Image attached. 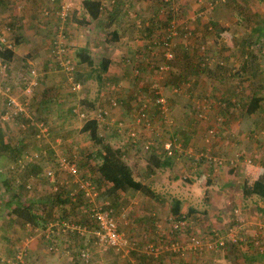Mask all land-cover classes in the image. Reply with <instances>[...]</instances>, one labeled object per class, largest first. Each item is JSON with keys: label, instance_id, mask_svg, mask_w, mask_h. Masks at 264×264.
<instances>
[{"label": "crops", "instance_id": "obj_1", "mask_svg": "<svg viewBox=\"0 0 264 264\" xmlns=\"http://www.w3.org/2000/svg\"><path fill=\"white\" fill-rule=\"evenodd\" d=\"M73 1L74 4H72V10L67 18L68 21L65 27L67 29L65 42H63V48L67 54L77 60V50L84 48L85 53L89 56L94 65H98L102 58L109 59L104 74L108 75L117 68V72L114 74L118 76L119 84H130L129 81L124 80L126 77L124 70L138 66L139 73L141 74L140 78L133 75L136 78L135 82L131 81V83H133L135 88L138 85L141 86V81L138 82V80H141L142 75L148 72V67H146V65H148L146 63L148 62L146 61L150 60V57H147V59L143 58L142 53H147L148 51L153 53L152 50L156 48L151 40L153 39L152 35L154 32L153 24L155 17L153 16L154 13H157L155 10L160 0H95L100 3L98 17L95 19L89 18L82 6V0ZM61 2L60 0H0V17H5L0 20V23L7 21L11 31V44L8 47L11 57L7 60L9 63L18 65L19 62L24 63L26 61L31 65L35 64V66L39 68L47 64L46 61L48 60L50 51L53 49V47L49 46V39H51L52 35L56 34L53 28L55 26L53 11L57 9L56 7ZM224 2H222V0H175L176 5L180 6L181 12L184 14V18H179V20L185 21L184 23L187 24L193 33V38L198 40L203 39L206 41L207 45H212L210 50L206 46L207 50L210 52L209 63L207 65L199 64L198 59L200 54L198 50V59L195 60L196 62L191 60L190 63L196 65L200 70L210 69L199 72L200 75H192L191 79L189 76H186L184 79L188 81L185 82L181 89L170 92L169 101H167L168 110L165 115H160L158 111L151 110L150 115L152 117L153 127H151L150 132H142L140 126L133 128L135 132H138L137 134H141L143 139H146V142L152 146L150 147L151 152H157V155L152 153L148 156L144 161L145 164L143 167L138 168L139 172L142 171V178L144 179V177H147L146 179L150 180V187H148L153 191L154 195L149 198L154 200V203L151 204L152 206L146 205L143 207L140 203L136 202L133 206L136 211L143 212L145 210L148 211L150 215L156 216L152 218L154 221H151L153 222V224L151 223L152 225H150L151 229H145L148 226L146 225L147 221L143 217L134 218L133 223H129L128 226L122 225L127 222L125 218L120 220L118 216L116 220L118 230L124 232L136 241L135 248L131 251L141 249L138 248V242L147 243V236L150 235V231L152 230L154 235L153 240H161V237L165 233L167 234L168 230L171 228V220L167 218L182 220L181 229L176 233L177 239L182 242L181 239L184 238H178V236L180 234L182 236V230L191 227L190 221L187 219L191 215L188 214V212H190L189 207L192 206L190 202L183 201V199L189 194V190L196 187V183L200 184V182L203 181V184H206L210 182L209 178H211L212 182H216L212 186L205 185L204 188L208 189H204V192H207L208 202H211L212 199V203L209 204L206 207L207 209H205L206 211L204 210L202 213L207 214L208 211L211 215L213 211L219 213V215H223L224 212L229 213L236 222H234L231 228H227V230L236 229L240 234L238 239L242 240L238 243L244 245V249L242 250L240 248L234 251L232 250L233 248H227L229 246L227 244L229 243L227 241L228 233L225 230H220V227L223 226L218 222H211L210 225V223H207L208 219L205 218L202 220L205 228L210 230L213 228L216 229L219 232V238L221 237V239L223 238L226 240L225 243L227 245L225 247L223 246V248L219 250L215 248L214 251L206 249L199 255H195L185 249L181 250L180 253L167 255L165 259H158L161 258L162 255H157L158 251H156L154 252V256H158V258L156 257V263L158 264L160 261H162V264H250V258L247 255L250 254V236L260 237L262 234L264 239V198L259 197V195L249 190L250 173L255 176L259 170H264V114H262V112H264V96L260 101L259 107L254 112L248 113L246 111V104L251 96L256 95L257 92H259L258 94L262 92L264 95V13L256 17L259 20L258 23L249 22L247 23V28H242L239 26L240 19L242 18L241 15L233 12L226 15L225 13H220L221 11H213L210 15L211 18L212 16L214 17L215 23L219 24L218 29L213 30L208 26V31H206L204 29L205 22L207 23L211 18L206 16L200 18L199 16H195L194 12L198 11L203 6L205 10H212V8L221 6ZM121 5L143 6H141L140 9L136 8L138 10L137 13L131 14V12L127 10L126 12L122 11L120 8L122 7ZM148 5H153V7H148ZM18 6H20L21 9H18ZM42 7L47 9L46 14H43ZM150 11L152 12L150 13ZM197 14L200 15V12ZM82 21L87 22L84 23ZM12 24H15V26L13 27ZM111 31L116 35L115 38L111 36ZM97 34L100 35L97 37ZM14 36H16V40ZM106 39L108 40L106 41ZM174 39H177V41L179 40L178 37ZM250 42L255 43L251 45ZM178 45L180 46V43H178ZM181 52H185L186 54L184 47L181 48ZM97 53H100V58L98 61H95L96 58H94L93 55ZM205 54L208 53L205 51ZM218 60L223 61V67H218L216 64ZM116 61H118L117 67ZM150 61L155 62L154 60ZM78 63L80 66H86L85 63ZM120 63L122 66H119ZM46 66L43 68H46ZM187 66L189 67V63ZM214 67L220 68L222 71H213L212 69ZM192 68L193 67H190V69ZM235 68L237 72L231 71ZM85 72L91 73L89 69ZM62 78L63 73L47 76L45 79L47 81V83H45V89L47 90L49 86H52L51 88L58 91L60 86L64 85L65 82V80L62 82ZM149 78H151L150 81H152V75L148 76V80ZM106 82L109 83V81ZM151 83H153V81ZM258 83H261V89L258 87ZM84 85L86 84L81 86ZM126 88L127 87H124L121 91L124 93V96L128 95V99H130L133 97V94L129 92V88ZM120 92L117 93V98H124ZM64 95H66L65 91H63V96ZM170 98H172L173 103ZM199 100H204V102L208 100L213 101L211 105H208L209 109H206L208 116L206 118H197V112L193 111V108L194 110L197 108L196 106ZM120 101L122 100L120 99ZM1 104L2 97L0 96V106ZM114 110L115 108H112L111 112ZM260 114L263 116L260 117ZM111 115L107 113L106 117L110 120L108 123H111L114 119ZM221 121L222 123H219ZM4 127H6V125H0V134L3 142L7 144V149L16 148L18 141L16 142L14 138H9L8 129ZM210 128L213 130L212 134L208 133ZM123 129L124 132L128 130L126 126H124ZM251 130L252 132L254 131L252 134L253 138H250ZM137 136L139 137V135ZM161 138H166L170 141V148L168 151L164 149V145L162 146L161 142L158 143ZM135 146H137V144H135ZM156 147L160 150H156ZM127 148V143H122V146L119 147L122 157ZM200 150L206 151L207 154L213 153L221 155V158L225 159L227 163L225 165L221 163L220 168L218 166L217 168L219 169L216 168L214 170L210 165L204 162V158L200 159V157H196L200 154ZM239 153H241L243 157L238 156L237 154ZM250 156L252 158L251 160ZM156 158L159 159V166L155 165L157 162ZM123 159L126 164H129L126 158ZM10 161L11 162L8 163L10 164L9 167H12V164H18V166L20 165V167H23L21 174L23 178L29 182L37 175V172L32 173L31 169L36 171L40 170V167H43L45 164V162L36 158H32L30 161H26L24 158L18 159L17 161L16 159H10ZM130 169L132 170L131 167ZM261 173L264 175V172ZM261 173L258 175L263 176ZM180 177H187L183 180L188 182H185L187 186H180L177 180H181ZM133 179L136 180V178ZM4 180L8 182L5 178H2L1 183ZM11 180H13V176ZM14 181H17V179H14ZM13 185L18 189L20 188L18 185ZM108 185L109 184L106 183L105 188H107ZM178 185L182 193L186 194V196L180 197L172 195L173 198H171L170 201L168 200V202L163 203L157 197L158 195H168V192L175 191ZM12 186H9V188ZM244 186V189H247L245 193L243 191ZM43 187H46V185L43 184L36 189L40 191V193H28L24 198L19 197V200H24L25 198H34L39 201L43 200L44 198L41 197ZM18 189H12V192L19 195V193L15 191ZM129 190L135 191L134 189H127L121 193H126ZM10 193L11 191H9V196ZM9 196L3 201L0 200V211L1 207L5 208L4 211H6L5 216H7V218V214H12L10 208L5 204ZM174 199L179 200L178 214H181L180 216H183L184 219H176L178 215L172 212L173 209L171 205ZM228 200L233 201L235 206L232 203L228 206ZM102 203L104 202H99V204ZM68 212L70 213V208ZM192 212L198 214L197 209ZM233 212L234 214H232ZM167 213L168 215L165 217ZM122 214L125 216L124 212ZM135 215H139V213L137 212ZM11 216L14 215L12 214ZM15 219L17 218L15 217ZM44 219L36 217L35 220L37 224L32 225L25 223L23 232L16 231V236L27 234L26 231H28V234L20 239V241L22 240L21 246H25L27 250L25 264H102L108 262L106 256L102 255L107 252H110L119 260L116 264H126V260H130L132 264H137L136 260L131 258L129 254L126 256H118L111 251H101L95 246H91L95 251L93 253L94 255L89 257L88 262L85 263L79 256V249L81 248L76 250L77 256L68 253V251L64 249L65 246L70 244V239L66 237L67 243H63L62 239H60L61 234H57L58 229L55 225L52 227L47 226L46 228L38 226V224L43 226L44 223H46ZM209 220L212 221L211 218ZM75 223L80 224L81 222H77L76 220ZM78 224L71 223V225L80 227ZM27 225H30L32 229ZM44 228L46 231L51 230V234L57 235L51 237V234H45L48 232H43ZM64 231L63 233H65ZM258 233H260V235H258ZM2 235L11 236L14 234L8 226L5 227V225L0 223V237ZM45 235H47L48 239ZM90 237H92V235H90ZM172 237L173 236L169 237V240ZM215 239H218V237ZM7 240L11 241L12 239L8 237ZM18 241L14 242L10 255L14 249L20 247V241ZM185 241L186 240H184V242ZM203 241L208 240L204 238ZM90 242H92V238ZM261 242L264 243V241ZM50 246H52L51 250L49 249ZM85 249H87L90 254V247ZM139 252L143 251L139 250ZM2 253L3 255L7 254L5 250L2 251ZM204 253H207V255ZM111 254H107L110 256V258H108L110 260H112L111 258L113 257ZM201 254H203V256H200ZM208 254L211 256L214 254L216 259H212ZM8 260L9 258L3 259L5 262Z\"/></svg>", "mask_w": 264, "mask_h": 264}, {"label": "rangeland", "instance_id": "obj_2", "mask_svg": "<svg viewBox=\"0 0 264 264\" xmlns=\"http://www.w3.org/2000/svg\"><path fill=\"white\" fill-rule=\"evenodd\" d=\"M60 1L62 2L65 1L67 5L70 4L69 10L66 14V16H69V14L71 13L72 4H74V1L73 0H60ZM224 1H222L224 2V4H222L221 6H218V7L215 6L214 9L212 8V10H205L203 13H201L199 9L198 11L194 12V15L199 16L200 18L204 16L211 18L210 13L213 11H221L220 13H225L226 15L233 12L238 15H241L242 17L240 19L241 21H240L239 26L242 28H247V23L249 22L258 23L259 20L256 17L260 15L261 13H264V0H224ZM121 6L122 7L120 8L122 11L126 12L127 10L128 12H131L132 14V13H137L138 10L136 8L140 9L141 6L143 5L141 6L121 5ZM148 7L152 8L153 5H148ZM17 8L21 9L20 6H18ZM155 11L157 13H154V16H153L155 17V20L153 24L154 32L152 35L153 36L152 43L156 41V36L158 34H160V36L162 37L163 29L166 30L170 26V25L168 26V25L163 24V21L165 20L167 13L173 16L172 22L175 25L174 29L176 30V33H177L176 35L172 37V45H171L172 46L171 51H172V54L174 55V60L167 61L169 66L166 70H159L158 68L154 67L156 65L154 64L155 62L152 63L150 60H154L157 63H161L163 61L161 58L163 56L165 49L163 47H158L154 45L156 48L152 50L153 53H151L150 51H148L147 53L143 52L142 53L143 58L147 59V57H150V60L146 61L148 63L143 61L144 63L148 64L146 65V67H148V72H145V74L142 75L141 80H138V82L141 81L140 82L141 86L138 85L136 86V88L135 86H133V83H131V81L135 82L136 77L140 78L141 74L138 72V66H136L135 68L130 67V69L127 68L124 70V73L126 75L124 80L129 81L130 84H119L118 76L114 74L115 72H117V68L116 70L110 72L108 75H105L104 72H98V65L92 64V65H86V66L85 65L77 66L78 70L80 69L82 71H86L89 69L91 71L90 77L87 79L85 83L86 85L80 87L78 85L72 86V84L68 83L67 86L65 84L61 85L58 91L55 90L54 88H51L52 86H49V88L46 90L45 83H47V81L45 79L47 78V76L59 74L55 69L54 71L49 70L46 65H45L46 68H43L45 66H43L42 68H39L35 66V64L31 65L27 63L26 61L24 63L19 62L18 65H14L13 63L11 64L8 61H5L4 59L0 57V90H1L0 96L2 97V104L0 106V110L2 106L4 105L6 98L8 96L16 97V99L18 98L20 100L19 103L22 104L20 105L23 108L22 112H20L22 115L15 117V118L11 117L7 120H0V123H1L0 125L1 126L6 125V127L4 128L8 129V137L14 138L16 142L18 141L16 148H13V149L8 148L6 152L2 154L0 153V200L1 201H3L9 196V191L12 192L13 191L12 189H15V188L18 189L14 185L11 188L5 187L4 184L1 183L2 178H5L8 181V183H10V185H11V182L13 184L17 183L14 181V179H17V181L19 182L25 181V178H23V175L21 174L22 168L18 167V169H15L16 165H13V164H12V167H9L10 164L8 163H10L11 162L10 159H14V157L15 159L24 158L26 159V161H30L32 160V158H36V159H40V161L42 162H45L44 166L40 167V170L37 171V175L35 176V178L30 181V185H31L30 189L28 188V190L27 189L25 190L20 186L18 190H15L17 192H20L19 195L22 198H24L26 194L28 193H35V194L40 193V191H37L36 189L43 184L46 185V187L42 188V194H41L42 198H45L47 193L54 191V187H57V186L56 184L54 185L53 181L50 182L46 178V176H44V171L47 168H50L51 170L55 169L58 163L57 158L65 157V156L71 158L76 163L75 167L77 168L78 174L77 176H75L76 178H74L73 180L76 179V180L87 181V182H90V180H93L95 184L99 185L100 189L104 188L106 183L101 180L100 175L97 170V165L100 162V158L97 157V155L95 154L96 153L95 151H101L100 146L97 144H94L91 141V138L87 133L79 131V127L82 124V120L85 119L86 117L87 118L93 117L97 119L98 132H99V135L102 137L103 143H107L112 148H119L122 146V143L128 144V148L125 149L126 151H124L125 154H123L122 159L126 158V160L129 161L128 162L129 164L127 165L132 168V170H130L132 177L136 178V180H138L142 184L150 187V184H149L150 180L146 179L147 177H144L143 179L141 176L142 171L139 172L138 168L139 167L142 168L143 165L145 164L144 162L145 159H147V157L150 156L154 152H151L150 147L152 146L146 142V139H143L141 134H137L138 132L137 131L135 132V129L133 128L136 126H140V130L142 132H150L151 128L146 129L144 127V125L142 124V120L140 119V115L137 112V109L141 103H146V105H148L150 108L155 107L154 99L156 97V94L154 91H157L162 95L164 99V105L168 108L167 101H169L170 92L174 90H180L181 87L185 84V82L188 81L187 79H184L186 78V76H189V78L191 79L192 75L194 74L200 75L199 72L210 69L209 68L206 70H200L199 68L196 67V65H194L193 63H189V62L191 60L192 61L195 60L194 58L196 57L198 58L199 54L200 56H203L201 55L202 53L201 51L203 50L199 48L201 45L203 46L204 52L206 51L208 53L207 55H209L210 52L207 50L206 46L208 47L209 50L211 49V46H212V45H207L206 41L203 39L202 40L196 39L195 41L193 37L190 38L189 36H187L188 34L181 32L180 29L183 26H185L187 29H190V28L187 26V24L184 23L185 21L179 20V18H184L183 17L184 14H182L180 6L176 5L175 0H160V3H158L157 9ZM151 12L152 11H150V13ZM199 12H200V15L197 14ZM3 18L5 17H0V20H2ZM5 25H8L7 21L4 23H0V36L2 39L1 42L3 43L4 47L8 48L9 45L11 44V39H10L11 31L9 29L10 27L7 28L5 27ZM12 26H15V24H12ZM208 26L213 30H217L219 24L215 23L214 17L212 16V18L208 20L207 23L205 22L204 29L206 31H208V28H207ZM98 35L100 34H97V37ZM176 37L179 38L178 41L177 39H174ZM107 40L108 39H106V41ZM178 43H180V46L178 45ZM196 43L200 45L198 46V48L195 47ZM253 43L250 42L251 45H253ZM183 47L188 51L189 54L187 53L185 54V52H181V48ZM194 48H195V54L193 53ZM197 50L199 51V54ZM93 57L96 58L95 61H98L100 58V53L94 54ZM76 61L77 60L75 59V62ZM219 62H221V64H219ZM117 63L118 61H116V67L118 65ZM188 63H189V67L187 66ZM216 64L218 65V67L224 66L223 61L221 60H218ZM119 66H122V64L120 63ZM190 67H193V68L190 69ZM30 70H33V74H31ZM212 70L222 71V69L217 68V67H214ZM44 71L46 72V74ZM231 71L237 72L236 68ZM26 72H29V74H31L32 76L28 78ZM97 72L100 74V77L101 76L103 77V78L101 77V81L99 82L94 77V75ZM133 75L136 77H134ZM149 75H152L153 83H151L152 81H150L151 78H149L148 80ZM28 79L33 80L34 85L28 87L27 86ZM106 81H109V83H107ZM176 84H178L177 87H175ZM12 85L17 87L16 89H14L16 92H14L13 90L9 88ZM261 86H262L261 83H258V87L260 89H261ZM72 87L75 89V94L73 93L74 91H70ZM124 87H127L126 89L129 88V92L133 94L132 98L128 99V95L124 96V93H122L121 91V89H123ZM27 88H29L28 92L26 91ZM63 91H65L66 93V95L64 96H63ZM118 92H120V94H122V96L124 97V98H120L122 101H120V99L117 98ZM181 94H185V93H181ZM63 97L65 98V100ZM170 100H172V98H170ZM113 102L115 104L111 105ZM211 102L213 101L208 100L207 102H204V100H199V103L196 106L197 107L196 110L198 113L201 114V116H198V117L200 118L208 117L206 109H209L208 105H211ZM172 103H173V100H172ZM112 108H115V110L111 112ZM68 110L70 112H68ZM99 111L100 112L104 111L105 112L104 115L102 114L103 116L101 115L97 117V113ZM75 112H77L78 116L76 115ZM107 113L110 115L112 113L111 116L112 118H114L111 121L112 126H111V123H108L110 122V120L106 117ZM262 114H264V112H262ZM262 114H260V117L263 116ZM148 116L151 119V121H149L150 122L149 126L153 127L152 117L150 114H148ZM113 125H114V128H113ZM33 126L38 127V130L36 133H33ZM124 126L128 128L127 132H124V129H123ZM132 133H133V136H130L132 135ZM34 134H37L38 136L36 137H40V138L39 139L34 138ZM137 135H139V137ZM166 140H167L166 138H161V140L158 141V143L160 142L163 143ZM135 144H137V146H135ZM156 150H160V149L156 147ZM165 150L168 151L169 148ZM156 153L157 152H155L154 155H157ZM204 156L207 159L204 162H206L208 165L213 166L210 159H208L210 154L206 153ZM196 157H200V154L197 155ZM213 157H216V156H213ZM251 159L252 158L250 156V160ZM215 169L216 167L214 168V170ZM12 176H13V180H11ZM84 176L88 177L89 180H86V179L82 180ZM57 177L65 178L66 173L63 171L62 172L58 171ZM177 180L179 181L180 186L181 185L187 186L186 183L188 182L183 181L184 179L181 178V180L180 179H177ZM209 180L210 182H212L211 178H209ZM71 181L72 180H70L69 182ZM26 182H28V180H26ZM92 182L90 183L92 184ZM210 182H207L206 184H203V181L200 182V184L196 183L197 184L196 187L189 190L188 191L189 194H187V196L186 194L182 193V190L180 186L178 185L175 191H170L168 192V195H165V194L158 195L157 197L163 203V202H168V200L170 201V199L173 198L172 195L180 196V197L186 196L183 199V201L190 202L191 205L198 210V214L191 213V215L187 219L188 221H190L191 227L188 229L182 230V233H183L182 236L181 234L178 236V238L179 237L184 238V239H181L182 243H184V240H186V237H188V235L190 234H196L198 236L202 235L203 237H205V240H208V241H214L216 237L219 238L218 236L219 232L216 229L213 228L211 229L212 230L211 231V230H208V228H205L202 220L207 218L208 219L207 223H210L211 225V222H218L220 223V225L223 226V227H220V230L221 231L225 230L228 233L227 241L229 243L227 244L229 246L227 248L229 249L233 248L232 250L234 251L239 250L240 248L243 250L244 245L238 242H232V239L237 240L238 237H240V234L236 231V229L227 230V228H231L234 222H236L229 215V213L224 212L223 215L222 214L219 215V213H216L214 211L212 212V215L210 214L209 211L207 214L202 213V211L207 209L206 207L212 203V199H211V202L210 201L208 202L207 192H204L205 191L204 189H208V188H204L205 185L212 186L215 184L216 181L212 183ZM107 199L110 201V204L112 206V209L115 211L114 213L116 214V216L117 217L119 216L120 220L125 218V220L127 221L126 223L121 221L122 223H124L122 224L123 226L125 225L128 226L129 223H133V219L136 217H143L147 221L146 225L148 226L145 229L146 230L151 229L150 225L153 224V222L151 221H154L152 218L156 216L150 215L149 212L145 210L143 212L136 211L133 206H134V203L136 202L140 203L143 207L146 205L152 206L151 204L154 203V200L142 194L139 190H135V191L129 190L126 193H121L119 191V192L112 194V196ZM228 201H229L227 202L228 206L231 205L230 203H232L235 206V203L233 201H230V200ZM49 204H47V201L43 204L44 206H41V205L36 206V204H34L35 206L32 211L35 214L40 215L41 208H43L44 210L43 218H45L44 220H46V223L49 221L47 224L44 223L43 226L38 224L39 227L46 228L47 226L52 227L54 225V222H52L51 219L56 218L54 214H57V212L55 208L49 207L48 206ZM4 209L5 208L1 207L0 223L2 225H5V227L8 226V228L13 232L14 235H11V236L2 235L0 237V252L2 253V251L4 250L5 252H7V254L5 255H3V253L2 254L0 253V264H8L7 262L3 261V259L9 258V260L10 259L13 260L14 253L19 250L23 251L22 261L18 262L14 260V264H25L27 250L25 246H21L22 240L20 241V239H22L23 236L27 235L28 231H26L27 234L16 236L17 232L24 231L25 223H22L20 220L15 219L14 216H11L12 214H7L8 215V218H7V216H5L6 211H4ZM123 212L125 213V216H123L122 214ZM137 212L139 213V215H135V213ZM232 214H234V212ZM69 215L70 213L64 210L63 216L68 217ZM167 215L168 213L165 215V217ZM210 218L212 221L209 220ZM167 219L171 220V218H167ZM79 222H85L84 218H82L81 215L79 216ZM27 226L32 229L30 225H27ZM45 228L43 232L46 231ZM50 229H53V228H50ZM46 232L48 233H45V234H48V235L52 233L51 230H47ZM64 232L65 233H62L60 235V239H62L63 243H67L66 237L70 239V244L64 247V249H66L68 253L77 256L78 255L76 253L77 249L90 247L89 257L94 255L93 253L95 251L93 248H91L92 246L90 242L91 237L88 233L82 235V234H79L75 230H69V229H66ZM152 232L153 230L150 231V235L147 236L148 238L147 243L138 242V248H141L139 250H142L143 252H139V250H136V251H130L128 253L131 258H134L136 260L137 264H152V263L158 264L156 263V257L158 258L157 255H162L161 258H158V259H165V256L167 255H172V254L174 255V254L180 253V251L174 252L167 247L169 237L166 236V233L161 237V240H159L157 244H155L154 242V244L150 245V242L153 241V238H154V235ZM54 235H57V234H54ZM258 235H260V233H258ZM8 237L12 240L11 241L7 240ZM79 237L82 239H80ZM260 237H262V234L260 235ZM16 241L19 242L20 247L14 249L12 254L10 255L13 249L12 246L14 245V242ZM222 241H224V245L226 246L227 245L225 243L226 240L222 238ZM263 244L262 243L257 244L258 248H260V249L256 248L258 252L264 251ZM155 248H157V250H154ZM217 249L219 250L220 248H217ZM207 250H210V249H207ZM253 250L254 249H252L251 251ZM156 251H158V254L154 256V252ZM211 251H214V249ZM188 252H191V251L188 250ZM107 254H111V253L107 252L105 254H102L106 256L107 261H108L102 264H116L119 261L112 254H111L113 256L111 258L112 260L108 259L110 258V256ZM204 254L207 255V253H204ZM195 255H199V254H195ZM208 255L212 259H216L214 257V254L212 256L210 254ZM200 256H203V254H201ZM260 257L261 258L258 260L253 259L251 264L264 263L263 256H260ZM126 264H132V262H130V260H126ZM159 264H162V261H160Z\"/></svg>", "mask_w": 264, "mask_h": 264}, {"label": "trees", "instance_id": "obj_3", "mask_svg": "<svg viewBox=\"0 0 264 264\" xmlns=\"http://www.w3.org/2000/svg\"><path fill=\"white\" fill-rule=\"evenodd\" d=\"M51 1H58V0H51ZM82 6H83L84 10L87 12L90 19H95L98 17V13L100 10V3L98 1L82 0ZM56 8L57 9L53 11V13H54V15H53L54 20L53 21L55 22V26L53 28H54V30H55L54 32L56 34L52 35L51 39H49V46L53 47V49H52V51H50V55L48 57V60L46 61L47 62L46 65H47L49 70L54 71V69H55L59 74L63 73L62 82L65 80L64 84L66 86L68 85V83L72 84V86H74V85L81 86V85L85 84L87 79L90 77V74L85 72V71H82L80 69L78 70V68H77V66L79 65L78 62L85 63L86 65H92V61L89 58V56L85 53L84 48L77 50V53H76L77 61L76 62H75L74 57H70L67 54V52L65 50H63L64 49L63 48V46H64L63 42H65L66 30H67L65 27H66V22L68 20L67 19L68 16H66L65 19L63 20L62 18H60L57 15V11H58L59 7L57 6ZM42 10L46 14L47 9L45 7H42ZM200 11H201V13H203L205 11L204 6L200 9ZM45 18H46V16H45ZM46 20H47V18H46ZM172 20H173V16L171 14L167 13L166 18L163 21V24L169 26L171 24ZM82 22L85 23L87 21H82ZM9 26L10 25H5V27H9ZM180 30L183 33H186L188 31L189 32L188 36L190 38L193 37V33H192L191 29H187V28L184 29V26H183ZM150 31H151V28H150ZM111 36L113 38H115L116 35L114 34V32L111 31ZM166 36H167L166 31L163 29V32H162L163 38L160 36V34H158L156 36V41L153 42V45H156L158 47L164 46L163 42L166 39H168ZM14 38L16 40V36H14ZM59 38H60V41H57ZM195 41H196V38H195ZM197 43H198V41H197ZM197 43L195 46L196 48H198V46H200ZM50 47H49V50H50ZM59 48H61V50H59ZM185 51L188 54V51L186 49H185ZM193 53L195 54V48H194ZM0 57L2 59H4L5 61H7L11 57L10 51L8 50V48L4 47V45L1 41H0ZM202 57L203 56H200L199 59L197 57L194 59L195 60L198 59V61L200 63V61L202 60ZM65 59H69L67 63H65ZM161 59L163 60L161 63H157L156 61H155V63L152 62V63L156 64L154 66L155 68H158L159 65H161V64H168L167 61H173L174 55L172 56L171 59H166L164 56V53H163V56ZM195 60H193V62H196ZM108 63H109V59L102 58L100 60V62L98 63V72H105ZM64 65H66V67L69 69H67V68L65 69ZM98 72L94 75V77L99 82L101 80V77H100V74ZM138 72H139V69H138ZM26 74H27L28 78L32 76L31 74H29V72H26ZM23 84H24V82H23ZM177 86H178V84L175 85V87H177ZM9 88L14 91V89H16L17 87L12 85ZM70 91H74L73 93H75V89L73 87ZM14 92H16V91H14ZM258 93L259 92H257L256 95H253L249 98V101L246 104V111L248 113L254 112L259 107L260 101L262 100L264 95L262 92H261V94H258ZM18 101L20 102L19 99H18ZM4 106H5V103L2 106L0 111H2L4 109ZM149 110L150 111L153 110V107L150 108ZM138 111H139V107L137 109V112ZM193 111L197 112L196 108H195V110L193 108ZM68 112H70V111L68 110ZM75 113L77 115V112H75ZM20 115H22V114L18 113L16 116H14V118L18 117ZM197 118L201 119L198 116H197ZM219 123H222V121ZM210 129H212V128H210ZM37 130H38V127L33 126V133H36ZM79 131L87 133L90 136L91 141L94 144H97L100 146L101 151H95L96 152L95 154L97 155V157L100 158V162L97 165V170H98V173L100 175L101 180L109 184L108 187L107 188L104 187V188L100 189L99 185L95 184V182L93 180H90V182L93 181L92 184L90 182H88L91 194L86 195L84 190H82L81 188L78 187V183L76 184V182L73 181V179L76 177L71 176L66 172H65L66 173L65 178L64 177L63 178L57 177L58 171L64 172V170L61 169L57 163L55 169L52 170L53 177H54V180H52V181L54 182V185L56 184L57 187L54 188V191L47 193L46 197L43 200L40 199L41 201H39L38 199H34V198L33 199L32 198L31 199L25 198L24 200H19V197H21V196L18 195L17 193L11 192L9 198L5 201V204L7 205V207L10 208V212L18 220H20L22 223H29V224L35 225V224H37L36 220H35L36 217H38L40 219H44L43 218V213H44L43 208H41L40 215L35 214L32 210L35 206L34 204H36V206H40V205L44 206L43 204L47 201V204L50 203L48 206L51 208H55L56 212H57V215L55 214L56 218L51 219L52 222H54L55 227L58 229L57 234H62L64 230L68 229V228H66V225L69 227L71 223L78 224L75 222H76V220H77V222H79V216L81 215V217L84 218L85 222H81L82 224L80 223L78 225L80 227L86 228L85 231L83 232V234L88 233L89 235H92L93 231L97 228V225L92 220V218L89 216V213H90L89 207L91 205L99 204V202H101V201L104 202L102 208L109 210L110 214L113 215L114 218H116L117 216L114 213L115 211L112 209L110 201L107 199V198L111 197L112 194L119 192V191L120 192L126 191L127 189H134V190L141 191L143 194L147 195L148 197H152L154 195L153 191H151L148 186L142 184L138 180L133 179V177L131 175L130 167L122 159L121 150L119 148H112L107 143H103L102 137L99 135V132H98L97 119H95L93 117L92 118L86 117L85 119L82 120V124L79 127ZM253 132H252V130L250 131V138H253V136H252ZM34 138H35V134H34ZM39 138H36V139H39ZM6 150H7V144H5L3 142L2 136L0 134V153L2 154L4 152H6ZM206 153H207L206 151L200 150V159L204 158L205 160H207L206 157L204 156ZM237 155L240 157H243V155L241 153H239ZM213 156H216L214 158L221 159L222 164L225 165L227 163V161L225 159H222L221 158L222 156L218 155V154L216 155V154L211 153L210 156L208 157V159H210V161H211V157H213ZM14 159H15V157H14ZM66 159L72 160L69 157H66ZM156 159H157V162L155 163V165L159 166L160 165V162L158 161L159 159L158 158H156ZM17 160H18V158L16 159V161ZM72 161L74 162V160H72ZM162 164H164V163H162ZM212 164L214 165V166L210 165V167L212 169H214L215 167L216 168L218 167L214 163H212ZM229 164H231V163H229ZM13 165H16L15 169H18V167L23 168V167H20V165L18 166V164H13ZM219 168H220V165H219ZM31 171H32V173H35L38 170L36 171V170L31 169ZM261 172H264V170H259L257 172V174H255V176H253L250 173V185H249L250 189L249 190H250V192L259 195V197L264 198V175ZM259 173H261L263 176L258 175ZM186 178L187 177H183L182 179H186ZM84 179L89 180V178L85 177V176L83 177L82 180H84ZM70 180H72V181L69 182ZM15 182H17L15 185H18L19 187L21 186L25 190L26 189L28 190V188L29 189L31 188L29 181L26 182V180H25V181H21V182H19V181H15ZM2 184H4V186L7 188H9V186L13 185L12 182L10 185V183L6 182L5 180L2 182ZM244 188H245V186L243 187V191L245 193V192H247V189H244ZM18 193H20V192H18ZM37 204H39V205H37ZM171 207L173 209L172 212L174 214L178 215L176 219H183V216H180L181 214L180 215L178 214V209H179V200L178 199L173 200ZM69 208H70V215L68 217L63 216L64 210H66V212H67ZM189 210H190V212H188V214H191V212L195 211L196 209L193 206H191V207H189ZM202 212H204V210ZM192 213H194V212H192ZM208 230H210V229H208ZM178 232H179V230H174L173 233H175V234H172V236L177 237L176 233H178ZM50 236L52 237L55 235L51 234ZM198 237L201 240H204V238H205L202 235H200ZM252 237L250 236V253L251 254H247L248 257L250 258V264H251L253 259L258 260L261 258L260 256H264V251L258 252L256 250V248L260 249V248H258L257 244L262 243L261 241H264V239L262 237H259V236L253 237V238ZM239 241H242V240L241 239H237V240L234 239L232 242H239ZM154 242H155V244L158 243V241L153 240L150 242V245L154 244ZM180 243L183 245L186 243V241L184 243H182V242H180ZM223 246H225L224 241L221 245L217 246L216 248H223ZM263 248H264V245H263ZM206 249H209V248L203 247L201 249H196V250H192V251L189 250V251H191L195 254H200V253H203V251ZM252 249H254V250L251 251ZM210 250H212V249H210ZM177 252H179V251H177ZM260 264H264V263H260Z\"/></svg>", "mask_w": 264, "mask_h": 264}, {"label": "built area", "instance_id": "obj_4", "mask_svg": "<svg viewBox=\"0 0 264 264\" xmlns=\"http://www.w3.org/2000/svg\"><path fill=\"white\" fill-rule=\"evenodd\" d=\"M215 1V0H213ZM224 1V0H222ZM69 5L70 4H66L65 1L59 3L58 7V11H57V15L64 19V17L66 16L68 10H69ZM43 14H45V12L43 11ZM175 25L174 23L171 21L170 26L165 30L166 31V37L168 39H166L163 42L164 46H161L165 49L164 51V56L166 59H171L172 58V51H171V45H172V37L174 35H176V30L174 29ZM186 27L184 26V29ZM189 32L187 31L186 34H188ZM185 34V35H186ZM188 36V35H187ZM163 38V37H162ZM0 41H2L1 36H0ZM60 41V38L57 40ZM202 53L201 55H203L204 57H202V60L200 62L201 65H207L209 63V55L205 54L203 46L201 45L199 47ZM58 50V49H57ZM59 50H61V48H59ZM64 50V49H63ZM69 59H65V63L68 62ZM64 64V63H63ZM219 64H221V62H219ZM168 64H161L159 65V70H166L168 68ZM64 68L66 69V65H64ZM69 69V68H67ZM31 74H33V70H30ZM34 85V81L31 79H28L27 82V86L30 87ZM26 91H29V88L26 89ZM1 92V90H0ZM156 94V97L154 99V106L153 110L158 111V113L160 115H165V113L167 112L168 108L164 105V99L162 97V95L157 92L154 91ZM19 103V101L16 99V97H10L8 96L6 98L5 101V106L4 109L0 112V120H7L11 117L16 116L18 113L22 112L23 108H22V104ZM115 103L113 102L111 105H114ZM150 108L148 107V105H146V103H141L139 106V115H140V119L142 120V124L144 125V127L146 129L151 128L149 126V121H151L150 117L148 116V114L151 113V111L149 110ZM104 111H99L97 113V117L101 116L102 114H104ZM197 116H201L200 113H197ZM204 118V117H203ZM209 134L213 133L212 129L208 130ZM38 136L37 134H35V138H39L36 137ZM133 136V133L132 135ZM162 145H164L165 149L170 148V141L166 140L162 143ZM20 160V159H19ZM211 161L212 163H214L216 166H219L222 162L221 159H217L214 157H211ZM57 162L58 165L61 169L64 170V172L68 173L71 176H77V168L75 167V163L72 160H68L66 159V157H58L57 158ZM20 164L22 165L21 161ZM44 176H46V178L49 181L54 180L53 177V172L50 168H47L44 171ZM74 182H76V184L78 183V187L81 188L82 190H84L86 195H90V187L87 181H81V180H73ZM55 188V187H54ZM91 201V200H90ZM103 204H93L89 207V216L92 218V220L95 222V224L97 225V228L93 231L92 233V247L95 246L96 248H98L101 251H111L116 255H120V256H126L129 251L133 250L135 248V244L136 241L134 239H132L131 237H129L128 235H126L124 232L118 230L117 228V220L116 218H114L113 215L110 214L109 210L103 209ZM182 225V220H175L173 218H171V222H170V226L171 228L168 230V233L166 234V236L171 237L173 234L174 230H180ZM66 228H68L69 230H76L79 234H83V232L85 231V227H78L76 225H71L68 227L66 225ZM45 237L47 238V235H45ZM234 239H232L233 241ZM223 243L221 238L215 239L214 241H203L201 240L196 234H191L188 235L187 239H186V243L185 244H181L177 238L172 237L170 238V240L167 243V247L176 252V251H180L182 249H187V250H196V249H201L203 247H207L209 249H215L217 246L221 245ZM148 247V246H146ZM49 249H52V246L49 247ZM154 250H157V248H155ZM22 254L23 251L19 250L17 252L14 253L13 255V260L10 259L7 261L8 264H14V260L21 262L22 261ZM79 256L81 257L82 261L87 263L89 260V252L87 249L85 248H81L79 249Z\"/></svg>", "mask_w": 264, "mask_h": 264}, {"label": "clouds", "instance_id": "obj_5", "mask_svg": "<svg viewBox=\"0 0 264 264\" xmlns=\"http://www.w3.org/2000/svg\"><path fill=\"white\" fill-rule=\"evenodd\" d=\"M107 115V114H106Z\"/></svg>", "mask_w": 264, "mask_h": 264}]
</instances>
